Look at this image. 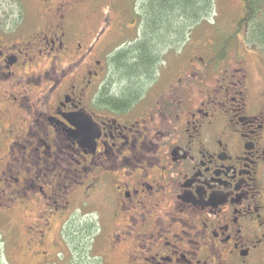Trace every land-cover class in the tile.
I'll use <instances>...</instances> for the list:
<instances>
[{
	"label": "flooded vegetation",
	"instance_id": "flooded-vegetation-1",
	"mask_svg": "<svg viewBox=\"0 0 264 264\" xmlns=\"http://www.w3.org/2000/svg\"><path fill=\"white\" fill-rule=\"evenodd\" d=\"M79 1L0 33V262L59 264L82 228L102 264H264V48L167 46L129 85L139 4L93 37Z\"/></svg>",
	"mask_w": 264,
	"mask_h": 264
},
{
	"label": "rangeland",
	"instance_id": "rangeland-1",
	"mask_svg": "<svg viewBox=\"0 0 264 264\" xmlns=\"http://www.w3.org/2000/svg\"><path fill=\"white\" fill-rule=\"evenodd\" d=\"M134 1L137 3L138 0H120V11L122 14L129 13V9L135 6ZM110 2L111 0L79 1L75 11L78 25L81 28L88 27L89 30H92L91 32L94 37L103 24L104 17L108 15L107 6ZM38 4V0H0V33L5 34L6 32H12L15 26H18L19 24L22 25L24 22L26 23V29H28L29 25L36 24V19L38 18L36 17L35 12H40L41 10L40 5ZM241 10L242 4L240 0H214L213 8L209 14L204 20L196 23L194 28L190 30L189 35H187L185 40V51L188 52V55H195L196 58L205 59L206 55L209 54V51L217 45H227L228 50L230 51H233L235 46L240 45L242 42L252 45L247 40H243V38L246 39V32L244 29L239 31V35L236 36V22L242 14ZM117 12L118 10H115L110 13L112 18L110 21L112 22V25L118 22V20H114L117 18ZM169 22L170 24L167 25L170 26L164 24L163 27L156 32V37L161 35L164 36L162 37L164 38L163 41L158 40L162 42L155 43L157 45L156 51H158V53L167 49L168 45L165 47L163 45L169 44L171 43L170 41L175 39V37H171V32L166 33L165 30L179 29L182 26V21ZM185 25L187 24L184 23V26ZM130 32V34H127L129 36L122 39L120 43L123 41L128 43L135 38L136 34L134 32H136V28ZM205 51L207 52L206 55ZM198 63L197 60L195 64ZM115 75H117V77L119 76L117 72ZM140 81L142 80L140 79ZM78 225L82 226L83 224ZM66 231L64 230L62 232L65 237L67 233ZM101 236L103 235H99L98 238ZM63 239L65 240L64 237ZM86 239L85 241L79 239L81 246L77 249V252H73V245H71L73 242L70 243L67 238V244L69 246V249H67V256L64 257L59 264H102L100 256L103 252V249L100 248V245L103 242L102 237L93 244L91 237L87 239V243ZM66 246V243L63 242L62 248L65 249V252ZM0 264H33V261L29 258V255H27V249L22 250V248H20L17 255L15 251V254L11 257L8 256L7 258V256H5L4 259H1ZM105 264H119V259L116 257H110L105 261Z\"/></svg>",
	"mask_w": 264,
	"mask_h": 264
},
{
	"label": "trees",
	"instance_id": "trees-1",
	"mask_svg": "<svg viewBox=\"0 0 264 264\" xmlns=\"http://www.w3.org/2000/svg\"><path fill=\"white\" fill-rule=\"evenodd\" d=\"M240 1L242 14L236 22V31L244 29L248 42L264 48V0ZM136 4H139L141 13L139 32L135 36L136 39L129 43L128 48L118 52V58L113 67L116 72H119V77L126 78L129 85L139 83V78L143 77L156 51L155 43L164 40L162 35L156 37L157 30L164 24L170 26L167 25L170 24L169 21H182L181 28L165 30L166 33L171 32V37L175 39L163 46L175 47V45L183 44L195 24L204 20L209 14L214 0H138L135 6ZM184 23L187 25L184 26ZM117 83L120 85L119 79ZM78 231L79 235L74 240L77 248L81 246L79 239L85 241L86 238L82 228Z\"/></svg>",
	"mask_w": 264,
	"mask_h": 264
}]
</instances>
